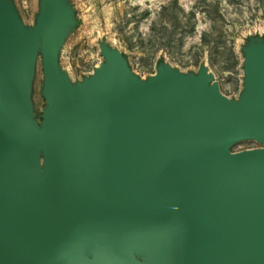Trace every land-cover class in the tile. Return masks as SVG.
Segmentation results:
<instances>
[{
	"label": "water",
	"instance_id": "1",
	"mask_svg": "<svg viewBox=\"0 0 264 264\" xmlns=\"http://www.w3.org/2000/svg\"><path fill=\"white\" fill-rule=\"evenodd\" d=\"M43 1L30 30L0 9V264H264V148L231 152L264 144V52L239 103L114 56L79 91L49 74L40 130L23 92L59 26Z\"/></svg>",
	"mask_w": 264,
	"mask_h": 264
},
{
	"label": "rangeland",
	"instance_id": "2",
	"mask_svg": "<svg viewBox=\"0 0 264 264\" xmlns=\"http://www.w3.org/2000/svg\"><path fill=\"white\" fill-rule=\"evenodd\" d=\"M54 3L60 14L57 32L49 46L40 43L23 92L40 130L48 109L49 74L79 91L105 73L108 58L114 56L139 83L168 75L190 80L205 73L209 84H218L224 97L239 103L250 82L252 55L264 52V0ZM48 5L43 0H0V9L25 30L36 27ZM259 148L264 144L248 139L234 144L231 152ZM137 260L149 264L144 253Z\"/></svg>",
	"mask_w": 264,
	"mask_h": 264
},
{
	"label": "trees",
	"instance_id": "3",
	"mask_svg": "<svg viewBox=\"0 0 264 264\" xmlns=\"http://www.w3.org/2000/svg\"><path fill=\"white\" fill-rule=\"evenodd\" d=\"M203 40L205 39V35L202 36Z\"/></svg>",
	"mask_w": 264,
	"mask_h": 264
}]
</instances>
